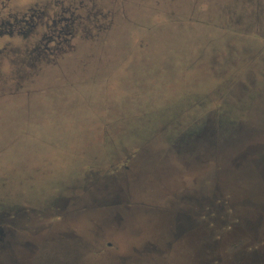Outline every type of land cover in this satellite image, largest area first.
I'll use <instances>...</instances> for the list:
<instances>
[{
    "label": "rangeland",
    "instance_id": "1",
    "mask_svg": "<svg viewBox=\"0 0 264 264\" xmlns=\"http://www.w3.org/2000/svg\"><path fill=\"white\" fill-rule=\"evenodd\" d=\"M28 10L41 13L28 34L0 33L6 238L35 257L52 239L88 240L72 264L137 250L144 264H188L145 223L211 197L226 170L264 176V0H7L0 21ZM252 238L264 248V226ZM234 244L224 256L252 251Z\"/></svg>",
    "mask_w": 264,
    "mask_h": 264
},
{
    "label": "water",
    "instance_id": "2",
    "mask_svg": "<svg viewBox=\"0 0 264 264\" xmlns=\"http://www.w3.org/2000/svg\"><path fill=\"white\" fill-rule=\"evenodd\" d=\"M253 147L250 146L249 149ZM258 147V146H257ZM241 154V153H240ZM247 152L241 154L240 157L242 161L246 159ZM240 156V155H239ZM249 162H255V160H246L245 164L248 165ZM241 161H237V164H240ZM244 165V164H243ZM257 166V164H255ZM264 169V168H263ZM227 171V170H226ZM221 172L217 175L214 194L211 197L206 196L202 193H195L194 195L188 196V208H178V212L174 213L172 208H167L169 212L164 214H158L159 217L163 215L160 224L162 223V229L157 228L156 231L159 232L161 239L160 242L162 245H165L168 239L177 238V242H180L177 246L176 253H178V262H180L179 256L187 258L189 257L188 264H264V248L250 251L249 253H244L243 250L238 251L232 255V258L221 257V244H228L230 242H235L239 240V237H252L257 234L259 228L264 226V176L259 179L254 180L252 175L255 177L257 173L247 171L242 174V171L239 173V177H236L233 174L228 172ZM249 173V174H248ZM250 180V181H249ZM253 180V181H252ZM255 181V182H254ZM229 192L232 195L233 205L232 208H235L237 213L238 222H231L228 215H225L224 218L220 219V214L217 218H209L215 227L231 225V231L226 233V236L223 237V233H215L213 228H209L204 225V221H200L199 212L202 211L201 208L204 206V201H207L211 205L222 208L223 205L217 203V195L221 192ZM117 197V196H116ZM180 198V197H179ZM178 199V198H177ZM176 200V198H175ZM176 204L177 201H171L170 204ZM175 206V205H174ZM162 212V211H157ZM7 213H0V264H72L76 262L79 257V253L85 248L88 247L89 241L84 238H59L55 241L56 245H52V240L47 247L42 246L39 256H31L29 252H32L33 248L36 247L34 243L27 241L21 242L16 238L12 240L7 239V232L10 231L9 228H5L1 225L4 222V218ZM117 218L118 227L123 226L129 218L124 219L121 214H118ZM20 216V214H19ZM154 216V215H152ZM153 217H147V226L150 231H155V227H151L150 221ZM125 222V223H123ZM123 224V225H122ZM107 224L104 222V225H95L98 231H95L96 236L99 237L101 232H103V227H106ZM8 229V230H7ZM155 231V232H156ZM167 236L162 239L163 236ZM216 235H220V239H216ZM222 238V239H221ZM95 238L94 240H98ZM96 242V241H95ZM187 245L188 247H186ZM246 247V246H244ZM57 248L59 254H61L59 260L53 253ZM25 249V251H24ZM39 250V249H38ZM159 251V250H157ZM138 255L128 253L126 255H119L113 259L114 262L119 261L116 264H144V261L141 260L139 256L143 254L142 251H136ZM159 253V252H158ZM243 253L245 255H243ZM189 254L194 255L193 263H191V257ZM74 257L71 261L69 260ZM66 258V259H65ZM216 260V263L214 262ZM102 264H114L111 262L104 261Z\"/></svg>",
    "mask_w": 264,
    "mask_h": 264
},
{
    "label": "flooded vegetation",
    "instance_id": "3",
    "mask_svg": "<svg viewBox=\"0 0 264 264\" xmlns=\"http://www.w3.org/2000/svg\"><path fill=\"white\" fill-rule=\"evenodd\" d=\"M50 21H51V18L49 19V20H47V22L44 24V26H46V27H48L49 26V23H50ZM53 21V20H52ZM51 39H52V36L51 35H48V37H47V39L45 40L46 41V43H49V42H51ZM119 166H116V168H118ZM228 194H230L229 192H227V191H225V192H221L220 194H219V196H218V199H220V200H217L216 202L217 203H220V204H222L223 205V207L222 208H219V207H217V206H214V205H211L210 203H208L207 201H204V206H203V208H201L202 209V211L201 212H199V219H200V221L202 222V221H204L203 223H204V225L205 226H207V227H209V228H213V230H215V233H223V237L224 236H226V233H228L229 232V225H227V226H221V227H215V225L212 223V222H210V220H209V218H213V217H216L217 218V216H218V214H220L221 216H220V219H222V218H224L225 217V215H227V212H225L226 211V209H227V207H226V205H227V197H228ZM232 198V197H231ZM226 199V200H225ZM158 211H162V212H157V211H155V213H159V214H164L165 212H169V210L167 209V207H161V208H159V210ZM156 216V218L154 219H152V221H150V223H151V227H155L154 229H155V231L157 230V228H161L162 229V226H161V224H160V222H161V219L163 218V215H161V217H159V215L158 214H155ZM158 234H159V232H158ZM160 235V234H159ZM220 235H217L215 238L216 239H220ZM222 239V238H221ZM247 240H243L242 238L241 239H239V240H237V241H235L234 243V245H236L237 247H244V246H251L252 248H251V250L253 251V250H256V249H254V247L256 248L257 247V245L255 244H253L252 242H253V238L252 237H248L247 236V238H246ZM177 238H172V239H168V240H165L166 241V243H165V245H166V247H170V248H173L175 245H178L180 242H177ZM160 241V240H159ZM126 242H123L122 240H119V244H118V246H130V243L129 244H125ZM226 243V242H225ZM225 243H222L221 244V250H226V245L227 244H225ZM248 243H250L251 245H249ZM107 245L108 246H111L112 245V243L110 242V241H108L107 242ZM248 249V248H247ZM247 252H249L248 250H246ZM245 251V249L243 250V252H246ZM117 256H119V255H117ZM121 256V255H120ZM128 256H130L131 257V255H128ZM221 257H224V254L222 253V251H221ZM226 258H228V256L226 255L225 256ZM114 259H115V257H114ZM192 260H191V263H193V259H194V255H193V257L191 258ZM178 261V258L176 257L175 258V262H177ZM114 264H116V263H119V261L117 260V262H114V261H112ZM216 262V261H215Z\"/></svg>",
    "mask_w": 264,
    "mask_h": 264
},
{
    "label": "trees",
    "instance_id": "4",
    "mask_svg": "<svg viewBox=\"0 0 264 264\" xmlns=\"http://www.w3.org/2000/svg\"><path fill=\"white\" fill-rule=\"evenodd\" d=\"M5 1L7 0H0V2L3 4L5 3ZM40 15L41 13L38 15H33L30 10L23 12L22 15H19L18 13H11L10 15L7 14V19H3V21H0V33L7 32L14 35H26L30 32L31 28L29 26L34 21L35 17ZM47 37L45 38V40L47 39ZM244 253L249 252L246 251ZM244 253L243 255H245Z\"/></svg>",
    "mask_w": 264,
    "mask_h": 264
}]
</instances>
